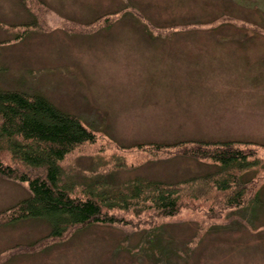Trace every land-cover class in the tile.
I'll list each match as a JSON object with an SVG mask.
<instances>
[{
    "label": "rangeland",
    "instance_id": "obj_1",
    "mask_svg": "<svg viewBox=\"0 0 264 264\" xmlns=\"http://www.w3.org/2000/svg\"><path fill=\"white\" fill-rule=\"evenodd\" d=\"M0 88L43 95L97 130L64 164L82 186L216 169L149 143L236 142L260 166L264 0H0ZM256 176L239 208L200 183L177 216L112 209L117 222L56 238L51 219L12 217L28 188L0 175V264H264V165Z\"/></svg>",
    "mask_w": 264,
    "mask_h": 264
},
{
    "label": "trees",
    "instance_id": "obj_2",
    "mask_svg": "<svg viewBox=\"0 0 264 264\" xmlns=\"http://www.w3.org/2000/svg\"><path fill=\"white\" fill-rule=\"evenodd\" d=\"M96 142L97 130L58 109L47 97L0 88V151L5 150L0 152V175L20 180L29 192L12 217L51 219L56 238H62L63 230L117 222L108 212L112 209L153 217L157 223L160 217H174L189 208L185 200L197 196L193 192L200 183L226 191L230 206L239 208L245 203V194L254 191L256 174L264 165L259 166L257 158L252 160V152L236 142L149 143L150 149L145 150L152 154L190 155L216 169L169 182L137 178L119 185L103 178L82 186L68 181L64 164L72 152ZM250 171L255 172L254 177L245 180L243 176Z\"/></svg>",
    "mask_w": 264,
    "mask_h": 264
}]
</instances>
